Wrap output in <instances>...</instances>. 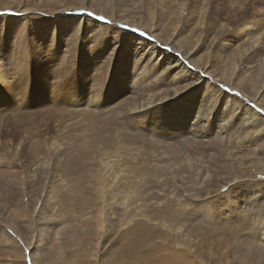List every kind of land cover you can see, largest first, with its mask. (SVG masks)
Wrapping results in <instances>:
<instances>
[{
  "label": "rangeland",
  "instance_id": "374dc122",
  "mask_svg": "<svg viewBox=\"0 0 264 264\" xmlns=\"http://www.w3.org/2000/svg\"><path fill=\"white\" fill-rule=\"evenodd\" d=\"M9 1L0 0V17L4 19L0 24V64L8 63L4 66L9 79L0 80V264H264V246L247 242L264 218V72L253 68L245 75L244 58V64L239 63L241 68L228 78H219L223 70L230 72L229 67L239 62L245 40L251 36L262 38L258 55L264 58V26L256 18L258 8L264 10V0L248 7L245 0H212L214 7L207 17L203 12L206 0H107L104 11L89 0ZM64 16L80 17L75 28L85 21L83 16L96 21V28L99 24L106 27L101 26V32L69 30L63 34L59 21ZM15 18L21 19L15 33L18 37L19 30L31 39L45 25L58 28L57 43H43L52 48L50 55L45 53L44 67L35 64L34 48L27 51L26 71L24 64H18L17 42L9 40L16 29ZM221 22L231 25L225 32L236 28L238 40L226 50L218 48L216 59L209 43L222 28ZM21 27H28L27 35ZM113 27L123 36L139 33L168 53L165 60L178 58L201 76L202 82H213L214 92L204 93L208 102L209 96H216L211 99L215 100L213 109L207 113L229 112L231 102L247 110L246 114L240 110L228 114L226 119L232 125L226 133H215L216 119L214 124H207L206 136L198 133L191 139L197 147L195 153L190 152L193 167L184 156L172 162L181 166L177 181L183 187L172 175L164 174L170 160H166L161 146L174 138L160 139L138 129L141 127L135 122L132 126L133 121L126 120V105L101 110L93 128L90 118L82 114L86 102H93L94 88L122 75L132 86L135 78L131 67L143 66L133 63V52L124 51L123 45L116 50H121L118 60L115 57L107 62V67L102 60L105 56L88 58L87 46L91 44L95 52L105 51L106 44L109 53L120 44L113 39ZM77 43L80 48L74 53L72 46ZM197 49L207 58L195 56L193 61L190 54ZM207 60L211 72L204 65ZM177 72L174 63L163 64L158 73L162 79H171ZM95 76L103 81L93 86ZM171 89L161 88V97ZM217 89L230 95L229 103ZM78 92L85 95L79 109L73 96ZM29 142L46 148L53 142L61 144L62 158L54 160L57 154L53 152V158L40 157L28 175L18 174V151ZM105 161L114 164L108 189L101 188L97 175ZM102 189L109 190L103 201ZM49 194L51 203L46 201ZM246 195L258 199L248 205V211L242 207ZM102 205L108 219L98 229L95 214ZM203 205L210 211L205 212ZM107 207L113 208L114 218L108 215ZM246 245L249 250H245Z\"/></svg>",
  "mask_w": 264,
  "mask_h": 264
},
{
  "label": "bare ground",
  "instance_id": "6f19581e",
  "mask_svg": "<svg viewBox=\"0 0 264 264\" xmlns=\"http://www.w3.org/2000/svg\"><path fill=\"white\" fill-rule=\"evenodd\" d=\"M13 1H15V0H12L9 2H13ZM89 1L90 2L95 1L102 8V9H100L102 11H104V4H107L109 2V0H108V2H107V0H89ZM255 1H261V0H245L244 5L246 7H248L249 5H252ZM213 5L214 4H212V0H206L205 4L203 5V12H204L205 17H207V15L210 13V8L214 7ZM258 9H259L257 11L258 16H256L257 22L259 25L264 26V10L262 8H258ZM214 12H215V10H214ZM1 19L4 20L3 17L2 18L0 17V24H2ZM83 19L85 21L78 24L77 28H75L76 24L79 23V21H80V17L64 16V17L60 18L59 24H60L62 33L66 34L67 32H69V30L72 32H76V33L79 31L81 32V30L83 32L84 31L90 32L93 29H98V31L101 32V26L106 27V25H104V24H99L100 27L98 26L99 28H96L97 25L93 24L96 21L92 20L91 18H89L87 16H83L81 18V20H83ZM13 21L17 23V24H15L16 29H14L15 32H14V30H12V35H11L12 37H10L9 40L11 42H17L18 49H19L18 50L19 52L17 55L18 62H19L18 64H20V63L22 65L24 64L22 66V69H24L26 71L27 64H28L26 62L30 58V54L27 51H30V49L34 48V55L36 57V58H34L35 64L39 65L40 67H42V66L44 67V65L47 64V62L44 61L45 56H46L45 53L50 55L52 48L49 49V47H51V46L45 45L43 43L47 42L49 44L53 43V45H55L57 43L56 32H57L58 28L55 26V24L52 27H49V26L47 27V25H45L44 30H42L40 34L35 33V34H33V36H31L32 38L30 39L29 34L27 37L24 36V34L21 35L19 33L20 30L18 31V35L20 37H18L17 34L15 35V33L17 32V25L20 23L21 19L15 18V19H13ZM144 24H146L149 27L153 26V24L151 25L148 22H144ZM220 24H221L222 28L220 30L218 28L219 32L217 34H215L213 40L209 43L210 44L209 48L213 49L212 54L214 55L215 58H216V52L218 51V48H219V50H226V48H227L226 46L228 44L232 45L233 40H238V35L236 34V28L229 29L225 32V30L228 29L230 24L228 22L227 23L221 22ZM199 25H201L200 22H199ZM19 26H18V28H19ZM218 27H219V25H218ZM26 28H28V27H26ZM26 28L25 29L23 28L24 29L23 30L21 27V29L24 31V33H26L25 32ZM45 28L47 29V31L45 30ZM120 32H122V31L119 29H116L115 27H113L111 29V33L114 34V37L112 36L113 39L120 43L118 46H115L113 48L114 49L113 52H110V53H109V51L107 52V48H106L107 45L106 44L103 45V50H105V51L102 52V50H97L98 52H95L96 48L93 47L94 44H91V46H87L88 50L90 49V51L88 53L90 56H88V58L89 57L92 58L91 57L92 55H95L96 58H100V57L102 58V56H105V58L103 57L104 59H102V60H104L103 63H105V64L107 62L108 63L111 62L112 59H114L115 57L118 60V55L121 54L120 53L121 50H119V51H116V50H118L120 48V46L123 45L125 48L124 51H128V52L132 51L133 52L134 62L133 61L132 62L134 64L139 63L140 65H143V66H141V68H138L137 64H135L136 66L133 64L136 68L134 69V67H131L132 71H134L133 76L135 78V79L133 78L135 80V82L132 84V86L130 85V83H127L128 80H125L123 75H122V77H120V79L111 80L110 84L107 82L105 85L103 84L104 83L103 78H100L98 76L97 77L95 76L94 78H92V81H94V82L93 83L90 82V83H92L93 86L96 84L98 85L99 83L101 84L102 81H103V83L101 84L102 86L100 85L101 87L99 86V87L94 88V91L96 90V92L93 93V98H94L93 102L91 100L86 102L87 105L83 108L84 112L82 114H85L86 117L90 118L89 125H90V127L93 128V127H95V118L103 112L101 110L110 109L111 107L115 108L121 104L126 105L127 111H126V115L125 114L124 115L128 116L126 118L127 122L133 121L132 126H135L134 125V122H135L136 124H138V127H141L138 129L146 130L148 132V134L150 133V136L155 135L156 137H158L160 139H166V138H169V139L172 138L173 139L174 138L175 141L168 142V145H164L163 144L164 142L163 143L159 142L160 145L163 144L161 146V147H163V153L167 154L166 160H170V163L168 162L164 174L172 175L174 178V181L177 182L176 184L183 187L182 184H179L177 181V180H180L179 176H180V173L182 171L181 166L178 163H172V162L175 160H178L180 158V156H184L185 159L190 164V166L193 167V165H194L193 161L194 160H193V158L190 157V152L195 153L197 147H196V143H194L191 139H194L196 136H198L197 135L198 133H202L203 136H206L207 134H205V133H207L209 131L208 128H210L207 124H214L216 119H217L218 123L215 124V127H216L215 133H217L219 135L226 133L229 130V127H231V125H232L230 120L227 121V119H226L228 114H232L233 112L238 111V110H240L241 112L246 114L247 110L245 107L238 105L236 102H231L230 104H231V106L233 105V107L231 108V110L229 112L228 111L227 112H225V111L220 112L219 110H213V112L207 113V110L210 111V108H212L213 104H215L214 103L215 100H211V99H216V96H215V93L213 95L209 96V102H208L207 98H205L206 94H204V93L209 94V93L214 92L216 85L213 82H211L209 80L207 82H202V77L197 75V73H195L194 71H190L189 69H187V67L184 66L183 63L178 58H168V60H165L164 57L167 56L168 53L161 50L153 42L148 41V39H145L139 33L136 32V34H135L132 32H128L127 35L123 36V34L120 35ZM26 35H27V33H26ZM45 35H46V38L44 37ZM94 36H92V37H94ZM177 36H180V33H178ZM14 37H16V38L14 39ZM95 37L100 38V35H96ZM0 39H2V37ZM72 40H74V39H72ZM177 41H179V40L177 39ZM5 42L6 41L4 40V43ZM79 42H80V40H79ZM73 43H74V41H73ZM95 44H97V43L95 42ZM261 44H262V38L260 36H256V37L251 36L248 39H246L245 43H244V48L242 50V54H240V56H239V62L236 63L234 66L229 67L230 72H228V69L223 70V73L219 72L221 74L219 78H224V79L228 78L232 72L233 73L236 72L239 68H241L242 65L239 63H241V62L243 63L244 58L246 59V64L243 63L245 66H242V68H244L243 73L245 75L247 74L246 71H251V69H253V68L257 72H260V73L264 72V58H260L258 55V52H259L258 48L261 46ZM72 47H74V49H72V51L73 50L75 51L74 53H76V49L78 50L80 48L78 43L76 46L74 45ZM82 47H84V46H82ZM113 49H111V50H113ZM69 51L71 52V50H69ZM69 51L67 49V52H69ZM74 53H72L71 58H73ZM190 53H191V51H190ZM190 56L192 57L193 61L196 60L195 56L200 58V59H206L207 58V55L200 54V50L198 51V49L193 50V53H191ZM15 58H16V56H15ZM24 59L26 61L21 62ZM0 61H1V58H0ZM64 62L66 63V61H64ZM146 62H148L150 65H147ZM5 63H1L3 65V67L0 64V80H2V82H6L9 80V79L7 80L8 74L6 73L7 70H5L6 69L4 66ZM174 63H176V66L178 67V72L175 73L171 79H170V76L164 77V79H162L161 73H158L160 68L163 66V64H166L167 66H169V65L174 64ZM207 63H208V60L204 63V65H205V67H208L209 71L211 72L212 66H211V64L207 66ZM6 64H8V63H6ZM15 64H16V61H15ZM107 65L108 64H106V67H107ZM150 66L152 69L150 68ZM13 68H14V66H13ZM17 69H19V68H17ZM222 69H223V66H222ZM17 72H20V71L17 70ZM17 72H13V73H17ZM97 74H99V72ZM13 75H12V78H13ZM163 75H164V73H163ZM14 78H16V77H14ZM84 79L88 80L87 78H84ZM168 79H170V81L167 82L166 80H168ZM61 80H62V78H61ZM107 80H105V82ZM158 81L160 82V84L157 83ZM120 84L123 85L124 87L126 85L125 90L121 91L123 86H121ZM202 84H204V85H202ZM200 85H201V91L199 92L198 88ZM119 86H121V89L117 90L119 88ZM170 86L173 87V89H171L172 91H169L170 93H168L167 95L165 94V96L163 95V97H161V88L165 87L168 90H170ZM23 88H26V87H23ZM59 91H57V92H59ZM164 91H162V92H164ZM217 91L219 92L218 93L219 96L223 97L224 99H228L227 101L229 103L230 95L228 94V96H225L224 94H222V93H224V91H222L220 89H217ZM200 94L203 95V96L201 95L202 96L201 98L198 97V95H200ZM73 96L76 97L77 102L75 104H77L76 106L78 108L79 107L78 105L81 104V102L83 100L82 96H85V95H84V93L80 94V92H78V93L74 94ZM99 112H101V113H99ZM139 113H141V114H139ZM180 122H181V124H180ZM139 123H141V124H139ZM134 128L137 129V127H134ZM203 128H205L206 130H203ZM138 129H137V132H138ZM178 140H181L180 146L178 145ZM13 143H15V142H13ZM31 143L32 142H29L25 146H23V151H21V152L18 151L19 155H18V158L16 159L17 160L16 162L18 163L17 167L19 169L18 174L25 175V176L28 175V173H30V171H33L32 168L35 167V165H38V161H39L40 157H45L46 159L49 157L53 158L52 156L55 155V154L53 155V152H56V154H57V156L55 155L54 160H57V159L59 160L62 158V156H61L62 152L60 151V148H59V145L61 146V144L57 145L56 142H53L50 147L46 148V146L44 147L43 145H39V144L38 145L36 144V146H34V144H31ZM31 145H33V146H31ZM195 159L197 160L196 157H195ZM102 164H104V166ZM102 164H101L102 166H100V168L98 169L97 175H98V179L100 180V184H102L101 188L105 187L108 189V186H107L108 180L111 176L112 177L114 176V174H113L114 169H112V167H114V164H110V162L108 163L106 161L102 162ZM162 171H163V169H162ZM16 173H17V171H16ZM161 176L162 175H160V177ZM113 186H114V184L112 185V187ZM190 187H192V185H190ZM107 192L105 189H102V192L100 195L101 200H102V198L108 196L106 194ZM256 192H257V190H254V193H256ZM193 195H195V194H193ZM195 197H197V195ZM243 198H244V202H245L244 205L242 206V207H244L243 208L244 211H248V205L250 203L255 204L256 200H258V199L255 200V198H253L252 195L251 196L246 195V198L244 196H243ZM51 200H52V196L49 194L47 196L46 201L51 203ZM101 200H100V203H101ZM108 200H110V199H108ZM236 203L238 206V202H236ZM101 204H103V203H101ZM105 204H108V203H105ZM195 206H196V209H198L197 205H195ZM237 206H235V207L237 208ZM203 207H205V206L203 205ZM99 208L100 209H97V212L95 214L96 222L98 224V227H97L98 229L102 228L104 226V223L108 219L107 215L105 214L104 205H102ZM204 209H206L205 212H209L211 208L205 207ZM200 210H202V209L200 208ZM107 212H108V215L110 217H112V218L115 217V212H114L113 208L107 207ZM41 213H43V212L41 211ZM45 216L47 217L46 214H45ZM43 217H44V215H43ZM261 222H262V224L260 225L259 229L255 228L256 230H254L252 233H250L247 237V242L249 244H252L253 241H255L254 245H256L258 247L260 245L262 247L264 246V218L261 219ZM241 245L243 247V243H241ZM251 248H252V246H251ZM90 249H93V248H90ZM247 249L249 250L250 247L249 248H248V246L245 247V250H247Z\"/></svg>",
  "mask_w": 264,
  "mask_h": 264
}]
</instances>
